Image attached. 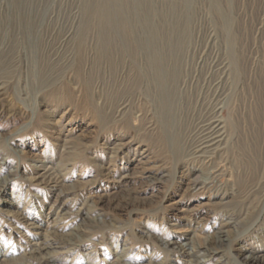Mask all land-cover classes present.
<instances>
[{
	"label": "rangeland",
	"instance_id": "rangeland-1",
	"mask_svg": "<svg viewBox=\"0 0 264 264\" xmlns=\"http://www.w3.org/2000/svg\"><path fill=\"white\" fill-rule=\"evenodd\" d=\"M259 262L264 0H0V264Z\"/></svg>",
	"mask_w": 264,
	"mask_h": 264
},
{
	"label": "bare ground",
	"instance_id": "bare-ground-1",
	"mask_svg": "<svg viewBox=\"0 0 264 264\" xmlns=\"http://www.w3.org/2000/svg\"><path fill=\"white\" fill-rule=\"evenodd\" d=\"M218 126L219 125L217 123L212 124L205 131V139H204L203 144H202V148L203 149L211 147L214 144L215 140H217V139H219L221 137V136L218 135V131H219L217 129ZM228 240H229V238H228L227 234L223 233L222 235L218 236L214 241H212L213 242L212 244L213 245L222 246L223 244L227 243ZM210 246L211 245H209V244H206L205 246H203L202 252L209 253V252H211V250L215 249V248H211ZM195 252H197V250L193 249L190 252H188V253L186 252V253H187V255H190V254L195 253ZM256 264H264V262H259V263H256Z\"/></svg>",
	"mask_w": 264,
	"mask_h": 264
}]
</instances>
